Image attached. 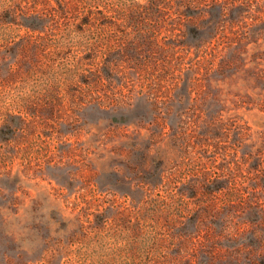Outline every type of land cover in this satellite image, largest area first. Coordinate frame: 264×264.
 I'll return each mask as SVG.
<instances>
[{
  "label": "trees",
  "instance_id": "obj_1",
  "mask_svg": "<svg viewBox=\"0 0 264 264\" xmlns=\"http://www.w3.org/2000/svg\"><path fill=\"white\" fill-rule=\"evenodd\" d=\"M22 1L9 0L5 4L2 22L10 28L19 26L37 32L55 19L79 12L76 4L82 2L77 0L70 5L66 0H38L39 6L33 10L24 7ZM246 1L112 0L109 3L92 0L90 4L93 6L87 9L85 18H80L81 24H91L100 19H105L102 23L106 26L112 23L134 26L149 19L170 24L168 29L173 36L160 47L162 56L156 60L153 56L145 57L143 62L150 61L147 73L151 76L154 74L170 80L176 74L185 76V86L182 84L184 98L188 97L187 103L191 104L192 110L188 109L189 112H185L178 122L167 124L168 142L179 154V159H173L168 165L163 158L152 156L156 152L160 155L165 153L161 149V144L167 142L163 138L164 121L137 124L136 143L132 147L135 154L132 176H125L124 170L111 171L115 177L121 174L124 193L135 194L134 201L123 205L110 200L99 202L101 200L96 198L73 205L67 203L63 207L55 203L48 211L55 216L44 219L46 223L54 218L65 223L70 218L63 214V209L79 208L77 218L79 215L91 217L94 224L90 228L78 224L70 230L64 224L56 230L59 239L53 243V230L49 224L42 228L46 236L39 233L41 227L38 222L43 217L37 215L41 210L34 204L26 209L29 218L20 222L19 210L23 200L19 191L23 193V180L20 172L7 166L6 159L12 160L13 157L5 154V170L2 172L5 202H0V240L4 239L6 253L17 254L10 261H15V264L39 261L29 258V254L36 253L41 244L60 252L83 241L89 249L98 252L136 246L149 249L154 255L150 264H164L177 258L181 259L178 260L180 264H264V125L254 130L237 115L224 117L227 105L218 91L212 88L213 81L216 82L214 87L218 88H222L220 81L239 82L244 89H228L232 95L231 108H257L264 114V44L258 42L263 28L252 25L246 29H234L243 21ZM45 4L46 8L43 7ZM102 8L108 13L97 16L96 10L102 11ZM110 13L114 15L110 17ZM148 38L154 39L155 36ZM138 39L126 43L123 49L131 53L129 49L133 50L132 45L139 44ZM95 45L98 44H91L93 50H96ZM104 53L108 58L100 65L99 72L94 71L91 75H103L109 84H114L119 80L116 72L119 51L109 47ZM159 62L164 63L152 66ZM157 69H161L159 74H156ZM7 74L11 79L15 72ZM197 79H204V82H199L202 88L194 98L191 97V88L195 82L191 80ZM160 85L157 82L149 86L154 105L159 102L157 92ZM193 112L196 119L192 123L188 117ZM23 125L25 120L22 116L8 113L5 130L10 131L5 140L14 137L11 130H19ZM142 128L146 130L144 133ZM210 167L224 173L213 175ZM129 178L132 184L126 186L125 180ZM171 182H179L178 192L184 198L180 205L165 195ZM152 189L158 191L152 192ZM223 191L227 200L222 207H216L217 194ZM191 202L193 205L190 206ZM211 217L213 220L205 222ZM108 218L116 223L122 220L125 223L123 229L131 235L124 236L121 229L111 226V223L107 225ZM143 221H150L149 229L141 227ZM161 253L165 254L163 258H157Z\"/></svg>",
  "mask_w": 264,
  "mask_h": 264
},
{
  "label": "rangeland",
  "instance_id": "obj_2",
  "mask_svg": "<svg viewBox=\"0 0 264 264\" xmlns=\"http://www.w3.org/2000/svg\"><path fill=\"white\" fill-rule=\"evenodd\" d=\"M8 1L0 0V202H5V177L2 172L5 170L7 154L13 157L12 160L6 159L7 166L20 172L23 180V193L19 191L23 200L19 210L20 222L29 216L26 209L34 204L41 210L37 215L43 217L38 222L41 227L39 233L46 236L42 228L49 224L53 230L51 242L55 243L59 239L56 234L59 227L66 225L70 230L82 224L90 228L94 221L83 215L77 218L79 208H65L63 214L69 220L61 223L60 219L54 218L46 223L48 217L55 216L48 213L49 209L55 203L63 207L67 203L73 205L96 198L101 200L99 202L110 200L123 205L131 204L135 194L132 195L130 191L131 195H126L124 181L120 180L121 174H118V179L111 171L124 170L125 176H132L130 173L135 159L132 147L136 143L134 138L138 132L137 124L164 121L166 126L163 128V138L167 142L161 144V149L165 153L160 155L156 152L152 156L163 158L169 165L173 159H179V154L168 142L167 124L178 122L185 112L192 110V106L187 103L188 97L184 98V74H176L171 80L154 74L151 76L147 73L150 61L143 62L145 57L153 56L156 60L162 56L160 47L165 46L169 37L173 36L168 29L169 23L161 24L149 19L134 26L125 23L106 26L102 23L105 19H100L91 24H81L80 18H85L92 2L82 0L76 4L79 12L55 19L37 32L19 26H5L2 19H5V4ZM105 1L111 3L112 0ZM66 2L71 5L77 3V0ZM22 4L33 10L39 6L38 0H23ZM246 4L243 21L234 29L237 31L238 27L246 29L252 25L263 28L258 42L264 44V0H247ZM43 7L46 8V4ZM98 11L97 16L108 13L104 8ZM113 15L109 14L110 17ZM151 35L155 38H148ZM141 36H145L144 40ZM137 38L139 44L132 45L133 50L129 49L133 56L128 49L123 48L127 46L126 43ZM91 44H98L95 45L96 50L92 49ZM249 46L251 48L252 44ZM109 47L119 51L116 71L119 80H115L114 84H109L101 74L100 77L91 75L94 71L99 72L100 65L108 58L104 50ZM162 63L152 66L157 67ZM9 71L15 72L11 79L7 74ZM160 72L161 69H157L156 74ZM191 81L195 82L191 88V97L195 98L199 88H202L199 82H204V79ZM87 82L94 84L89 85ZM157 82L161 84L157 92L159 102L154 105L149 86ZM219 84L222 88L214 87L216 82L213 81L212 88L218 91L221 100L227 105L224 117L237 115L254 130L264 125V114L257 108H231L232 95L228 89H244L242 84L227 83V80ZM194 112L188 117L192 123L196 119ZM8 113L22 116L25 125L19 130H11L14 137L5 140L10 131L5 130ZM145 131L141 129L142 133ZM210 171L213 175L224 173L215 167H210ZM131 180H125L126 186L132 184ZM178 187L179 182H171L165 195L180 205L184 198L179 194ZM226 200L224 191L217 194L216 207H222ZM3 212L5 216V210ZM209 220H213V217L207 218L205 222ZM106 223L121 229L124 236L131 235L127 229H123L125 223L122 220L116 223L108 218ZM141 227L149 229L150 221H143ZM164 235L169 239L167 233L164 232ZM40 247L36 253L29 254V258H37L39 261L20 264H150L154 258L149 249L137 246L105 252L92 251L83 241L60 252L54 247L42 244ZM164 255L161 253L157 258H163ZM16 256V253H6L4 239L0 240V264H15L10 258L14 260ZM103 258L105 262L99 261ZM92 259L98 261L93 262ZM178 260L181 259L164 264H180Z\"/></svg>",
  "mask_w": 264,
  "mask_h": 264
}]
</instances>
